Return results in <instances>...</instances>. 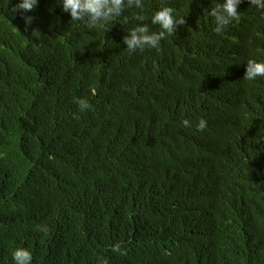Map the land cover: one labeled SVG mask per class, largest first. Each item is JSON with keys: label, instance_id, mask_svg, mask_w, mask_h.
<instances>
[{"label": "trees", "instance_id": "trees-1", "mask_svg": "<svg viewBox=\"0 0 264 264\" xmlns=\"http://www.w3.org/2000/svg\"><path fill=\"white\" fill-rule=\"evenodd\" d=\"M19 2L0 0V264L16 247L32 264H264V77L243 79L264 10L241 0L216 33L222 0H163L186 24L130 53L162 0L91 30L59 0L25 30Z\"/></svg>", "mask_w": 264, "mask_h": 264}, {"label": "clouds", "instance_id": "clouds-1", "mask_svg": "<svg viewBox=\"0 0 264 264\" xmlns=\"http://www.w3.org/2000/svg\"><path fill=\"white\" fill-rule=\"evenodd\" d=\"M64 12L70 13L71 21H81L90 30L96 29L107 24L114 17L121 16L125 9V0H59ZM129 8H143L142 0H126ZM241 0H222L221 3L211 7L209 15L214 18L216 33H221L233 21H239L240 15L238 5ZM38 4V0H20L18 4L13 5L12 13L21 12L22 18L25 20V30L34 19L32 16L24 15L26 12L32 11ZM250 4L264 10V0H250ZM175 9L168 6L166 3H161V6L151 16V24L158 25L156 31L149 29L150 26L144 21L146 17L136 15V20L139 22L135 27L130 29L128 34L123 37V42L130 53L140 50L143 52L145 48H155L159 50L161 40L167 35H171L177 31V26L186 24L184 17L177 18L174 15ZM151 30V31H150ZM32 36L40 39L42 37L38 28L32 30ZM257 77H264V61L256 59H248L246 71L243 77L244 80L253 81ZM94 92V90H93ZM95 94V93H94ZM74 102L78 105L81 112L91 110L92 105L87 99L74 98ZM184 127H190L191 122L188 119L182 121ZM197 130L203 131L207 128V121L201 118L197 125ZM35 230L47 233V225H36ZM111 251L119 255H127V250L122 248L121 243H116L112 246ZM12 259L15 264H32V253L24 247H16L12 250ZM99 264H108L107 258H101Z\"/></svg>", "mask_w": 264, "mask_h": 264}]
</instances>
